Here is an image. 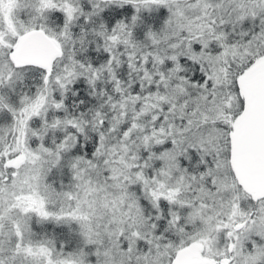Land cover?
Instances as JSON below:
<instances>
[{
	"label": "snow or ice",
	"instance_id": "snow-or-ice-1",
	"mask_svg": "<svg viewBox=\"0 0 264 264\" xmlns=\"http://www.w3.org/2000/svg\"><path fill=\"white\" fill-rule=\"evenodd\" d=\"M0 264H264V0H0Z\"/></svg>",
	"mask_w": 264,
	"mask_h": 264
}]
</instances>
